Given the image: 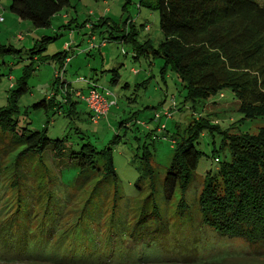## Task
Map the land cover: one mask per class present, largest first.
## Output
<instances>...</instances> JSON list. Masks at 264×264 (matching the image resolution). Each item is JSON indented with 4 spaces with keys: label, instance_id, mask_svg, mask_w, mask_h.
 Returning a JSON list of instances; mask_svg holds the SVG:
<instances>
[{
    "label": "rangeland",
    "instance_id": "374dc122",
    "mask_svg": "<svg viewBox=\"0 0 264 264\" xmlns=\"http://www.w3.org/2000/svg\"><path fill=\"white\" fill-rule=\"evenodd\" d=\"M9 1L0 2V133L12 118L11 131L46 126L49 138H64L66 151H78L87 143L100 151L109 143L115 178L96 182V177L86 178L89 172L64 167L58 157L54 163L47 160L52 171L41 172L38 182L37 174L30 173L26 188L0 187V264H264V254L249 251L243 240L219 237L201 223L198 196L205 174L230 160L222 134L199 132L196 147L203 155L183 193L185 207H178L179 190L166 200L161 182L152 192L140 177L143 144L162 179L172 159V135H184L199 116H207L230 134H254L264 118L242 119L238 100L228 89L192 106L180 78L170 69L161 71V59H136L130 45L108 40L114 27L122 28L128 17L137 28L138 43L150 39L157 45L163 40L158 12L139 6L138 0H130L126 11V0H69L70 5L44 27L19 18L6 8ZM46 36L50 39L42 53L50 57L68 50L69 61L64 71L51 58L39 63L14 108L9 87L25 74L29 60L23 52L3 47L24 51ZM113 68L120 74L117 85L110 84L109 73L104 72ZM56 75L60 83L71 86L74 112L66 105L58 111L56 106H32L54 92L56 101H63L64 89L53 88ZM90 84L109 90L115 102L97 122L77 94H85ZM121 120L129 121L125 125ZM149 131L153 133L147 137ZM116 134L121 137L112 142ZM4 142L0 135V157ZM139 179L141 190L135 185Z\"/></svg>",
    "mask_w": 264,
    "mask_h": 264
},
{
    "label": "trees",
    "instance_id": "16d2710c",
    "mask_svg": "<svg viewBox=\"0 0 264 264\" xmlns=\"http://www.w3.org/2000/svg\"><path fill=\"white\" fill-rule=\"evenodd\" d=\"M128 3L130 0H126L123 5L125 11ZM138 4H145L150 10L158 12L163 40L157 45L150 39H146L144 44L138 43L137 28L129 17L122 23V28L114 27L108 40L118 39L130 45L136 59H161V71L170 69L180 78L186 89L185 99L191 100L192 106L228 89L238 100L237 109L243 114L242 119L264 118V4L256 0H138ZM69 5V0H10L8 9L19 18L29 20L34 26L44 27L58 11ZM56 36H53L54 39ZM49 39V36L42 37L24 51L12 48L11 45L3 47L10 52H23L29 60L25 65V74L9 87L8 98L13 101L12 107L16 108L17 99L28 91L27 77L39 63L51 58L61 68L64 59L68 57V50L59 51L50 57L44 55V44ZM104 72L109 73L110 84L119 83L117 68ZM58 85L64 89L62 102L56 101L54 92L32 106L50 109L56 106L58 111V107L66 105L69 112H74L76 102L71 97L70 84L60 83L56 75L53 88ZM128 121L120 122L126 125ZM210 122L207 116H199L189 125L184 135H172V159L162 179L157 175L159 171L151 164V153L144 143L141 150V170L144 171L141 180L151 185L152 192L161 182L166 200H170L174 192L179 190L181 197L178 207H185L183 193L188 189L203 155L196 147L199 132L208 129L222 134L230 160L221 161L216 172L205 174L198 196L201 223L211 227L219 237L243 240L249 251L253 249L262 255L264 124L254 134H230L228 129H221L218 123ZM13 123L12 118L7 119L5 130L0 133L5 141V150L0 157V187L13 191L26 188L29 182L25 180L30 177V173L37 174L38 182L41 172L52 171L47 162L54 163L58 157L64 161V167H75L81 173L89 172L91 175L86 178L96 177V182H107L110 177L115 178L109 143L100 151H95L89 143L78 151H66L64 138H49L46 126L34 131L24 128L18 133L11 131ZM151 132L146 136L149 137ZM116 137L112 142L121 136L116 134ZM141 180L135 183L138 190L143 187L138 184Z\"/></svg>",
    "mask_w": 264,
    "mask_h": 264
},
{
    "label": "built area",
    "instance_id": "2783aa9c",
    "mask_svg": "<svg viewBox=\"0 0 264 264\" xmlns=\"http://www.w3.org/2000/svg\"><path fill=\"white\" fill-rule=\"evenodd\" d=\"M68 60L69 59L67 58L66 61ZM64 66L65 65L61 67L62 70ZM104 91L105 92L100 90L97 85L90 84L88 86V91L85 94H80L79 92H77V94L80 96V99L88 107L90 118L94 122H97L99 119L103 118L108 113L111 105L115 103L112 98H109L111 96V92L109 90ZM165 114L168 115V113ZM159 116L160 115L156 114V117L159 118Z\"/></svg>",
    "mask_w": 264,
    "mask_h": 264
},
{
    "label": "clouds",
    "instance_id": "9594fccd",
    "mask_svg": "<svg viewBox=\"0 0 264 264\" xmlns=\"http://www.w3.org/2000/svg\"><path fill=\"white\" fill-rule=\"evenodd\" d=\"M2 19V18H1ZM69 59V57H66L65 59H64V62H63V65H65V62H66V59ZM69 61V60H68ZM59 65V64H58ZM60 67V66H59ZM111 108V107H110Z\"/></svg>",
    "mask_w": 264,
    "mask_h": 264
},
{
    "label": "crops",
    "instance_id": "0c3cea01",
    "mask_svg": "<svg viewBox=\"0 0 264 264\" xmlns=\"http://www.w3.org/2000/svg\"><path fill=\"white\" fill-rule=\"evenodd\" d=\"M2 1H3V0H0V2H2ZM1 7H3V8H4V6H3V5H1ZM3 8H2V9H3ZM6 8L8 9V6H6ZM1 20H2V19H1Z\"/></svg>",
    "mask_w": 264,
    "mask_h": 264
}]
</instances>
